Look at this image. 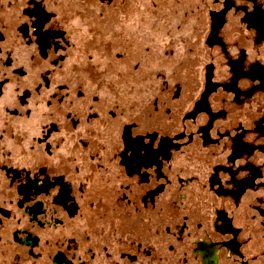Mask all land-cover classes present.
<instances>
[{
	"label": "flooded vegetation",
	"instance_id": "flooded-vegetation-1",
	"mask_svg": "<svg viewBox=\"0 0 264 264\" xmlns=\"http://www.w3.org/2000/svg\"><path fill=\"white\" fill-rule=\"evenodd\" d=\"M113 12L0 0V264H264V0Z\"/></svg>",
	"mask_w": 264,
	"mask_h": 264
},
{
	"label": "rangeland",
	"instance_id": "rangeland-1",
	"mask_svg": "<svg viewBox=\"0 0 264 264\" xmlns=\"http://www.w3.org/2000/svg\"><path fill=\"white\" fill-rule=\"evenodd\" d=\"M48 3L61 12H67L76 15L75 18L80 20L82 15L89 16L91 20V29H97L99 24L101 29L110 30L114 25V1L112 3H102L101 0H47ZM144 0H138V4ZM140 12V7L138 6ZM145 12V11H143ZM103 19V20H102ZM106 25L102 28L103 25Z\"/></svg>",
	"mask_w": 264,
	"mask_h": 264
}]
</instances>
